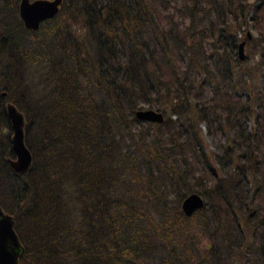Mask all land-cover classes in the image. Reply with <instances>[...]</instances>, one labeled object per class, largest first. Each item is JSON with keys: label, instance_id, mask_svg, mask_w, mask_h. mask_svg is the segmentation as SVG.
Listing matches in <instances>:
<instances>
[{"label": "trees", "instance_id": "trees-1", "mask_svg": "<svg viewBox=\"0 0 264 264\" xmlns=\"http://www.w3.org/2000/svg\"><path fill=\"white\" fill-rule=\"evenodd\" d=\"M18 1L0 0V125L10 130L9 102L31 154L13 172L9 133L0 137L17 264H232L252 253L264 264V62L249 71L236 55L249 26L246 51L264 46V0H61L37 30ZM143 105L164 120H137ZM200 125L232 131L239 180L263 200L241 229L229 208L243 210L245 184L216 179ZM190 192L204 207L185 217Z\"/></svg>", "mask_w": 264, "mask_h": 264}, {"label": "water", "instance_id": "water-1", "mask_svg": "<svg viewBox=\"0 0 264 264\" xmlns=\"http://www.w3.org/2000/svg\"><path fill=\"white\" fill-rule=\"evenodd\" d=\"M60 3L61 0H19L18 16L26 29L37 30L42 21L51 19L58 13ZM251 37L250 31L246 30L244 38L237 43L236 55L239 61L246 58L245 45ZM4 107L11 131L10 149L13 154L12 158L7 159V163L13 172L25 173L31 163V154L24 143L23 115L9 102ZM133 115L143 122L161 123L164 120V114L155 108L136 109ZM203 207L204 199L196 192L188 193L180 202V210L185 217L192 216ZM22 254L23 247L14 230L13 217L0 207V264H17Z\"/></svg>", "mask_w": 264, "mask_h": 264}, {"label": "rangeland", "instance_id": "rangeland-1", "mask_svg": "<svg viewBox=\"0 0 264 264\" xmlns=\"http://www.w3.org/2000/svg\"><path fill=\"white\" fill-rule=\"evenodd\" d=\"M264 8V5L263 7ZM253 14V13H251ZM246 30H249L252 38L256 37L254 30H252V28L249 26L246 28ZM241 36V35H240ZM264 41V39H263ZM264 46H262L261 44H259L257 42V40L252 41V43L250 45H247V51H246V61L244 66L247 67V70H251V67L260 64L261 61L264 62ZM262 56V58H261ZM261 59V60H260ZM261 70H264V67H261ZM29 78H30V82L31 84L34 82L36 83L38 80L41 79L40 74L35 73V70L32 68L31 70H29ZM264 79V78H263ZM262 79L259 78L258 81V86L260 84H264V81H261ZM263 82V83H262ZM37 89V88H36ZM241 96H244L241 95ZM146 105H143V108H146ZM157 109V107H152ZM251 121L249 122H245V126H246V132H250L252 128H250L251 126ZM201 135L203 137L204 140V145H205V151L207 153V155H209L210 158V162L212 164V168L214 170V172L216 173V179L218 178L220 180V183L225 185L226 181L232 182L233 185H238L240 183V185H244V192H245V196L242 199L241 196L238 198V202L242 204H244L243 206V210H236V209H229L230 213L233 212V214H231L232 216L235 217V223H237V225L239 226V228H243V221L240 218V216H243V218L246 216V214L248 213V206H254V204L257 202H262V198H258L255 197L253 194V191L251 190L249 181H250V177L249 180L247 178H244V180L240 178L239 180V176H241V171H243L244 169H246V167H244V160L242 158V153L243 150L239 147V145L237 143H235L232 140L233 137V133L231 130H225L222 132H218V133H214V134H208L206 132V128H204L203 125H200L199 128ZM7 133H9L8 135H11V131L9 129H7L6 127L4 128L2 125H0V137H3L4 135H6ZM229 144L230 145V150L226 151L225 150V146ZM262 153L264 154V148L262 149ZM216 159H219V161L221 162V165H219V163L216 162ZM263 173H264V164H263ZM242 199V202H241ZM259 202V203H260ZM254 203V204H253ZM233 208V207H232ZM206 235H209V233H207ZM209 239H207L206 236H202V240L200 242V246H206L207 244H209ZM249 259L250 261H240L239 262H234L232 264H255V262H253L255 260V254L252 253V255H250ZM253 262V263H252Z\"/></svg>", "mask_w": 264, "mask_h": 264}, {"label": "flooded vegetation", "instance_id": "flooded-vegetation-1", "mask_svg": "<svg viewBox=\"0 0 264 264\" xmlns=\"http://www.w3.org/2000/svg\"><path fill=\"white\" fill-rule=\"evenodd\" d=\"M4 108H5V107H4ZM225 150H226V151L230 150V145L227 144V145L225 146ZM247 208H248V213H247L246 215L249 216L250 214H252V212H253V208H252V206H251V207L248 206ZM229 209H230V208H229ZM233 217H234V216H233ZM236 224H237V223H236ZM206 248H210V244H207V245H206Z\"/></svg>", "mask_w": 264, "mask_h": 264}, {"label": "bare ground", "instance_id": "bare-ground-1", "mask_svg": "<svg viewBox=\"0 0 264 264\" xmlns=\"http://www.w3.org/2000/svg\"><path fill=\"white\" fill-rule=\"evenodd\" d=\"M4 95H5V94H4ZM4 95H3V96H4Z\"/></svg>", "mask_w": 264, "mask_h": 264}]
</instances>
